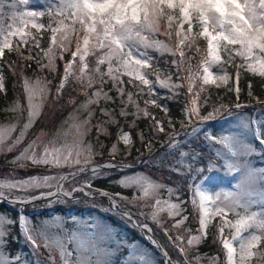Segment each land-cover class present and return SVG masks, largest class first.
<instances>
[{
	"label": "snow or ice",
	"instance_id": "1",
	"mask_svg": "<svg viewBox=\"0 0 264 264\" xmlns=\"http://www.w3.org/2000/svg\"><path fill=\"white\" fill-rule=\"evenodd\" d=\"M18 4L28 5L29 0ZM18 4H8L11 11L5 13L0 0V93L7 94L4 68L15 76L19 67L25 101L17 96L4 109L13 114L14 122L0 124V155L17 153L7 161L11 167L0 179V264H114V255L124 247L128 248L125 264H154L147 252L118 238L110 226L91 216L53 214L33 220V213L44 209L81 203L140 230L159 254L155 264H264V166L257 167L251 160L257 153L264 158V99L253 95L249 80V102L242 103L238 86L240 69H245L260 77L264 88V0H45L43 11L20 10ZM44 17L47 23L41 20ZM33 29L51 34L47 48L41 47L43 37L34 35ZM160 34L174 36L175 46L158 39ZM199 38L206 42L203 56ZM6 50L15 53L20 63L5 60ZM149 50L161 57L170 54L171 61H165L170 67L162 70ZM66 52L70 59L50 101L52 81L24 76V68L31 67L25 62L34 61L38 72L55 73L57 59L63 61ZM225 65L236 69L234 102L225 103L217 96L209 104L207 95L200 101L205 86L220 88L218 80L228 82ZM196 80L200 84L194 92ZM185 83L181 118L173 119L168 105L159 101L179 96ZM66 86L75 93L67 100L72 106L68 117L54 132L43 128L31 132L41 121L45 105L63 99ZM126 86L136 90V99L132 91H125ZM157 88L172 95L162 96ZM113 90L115 96L110 95ZM78 96L83 100L78 101ZM117 100L118 112L101 107V102L116 104ZM149 105L165 114L166 123ZM205 107L209 110L202 114ZM246 108L254 112L243 111ZM97 110L101 119L94 122ZM117 115L134 117L133 124L135 119L148 120L147 139L144 130L136 133L146 152L136 148L140 154L132 160L128 157L136 142L130 131L121 127L110 147L100 139L110 135L108 125H119ZM218 120L226 124L218 131L209 127ZM155 140L163 152L152 146ZM141 165L158 167L179 179L166 185L134 171ZM21 171L30 174L21 176ZM213 171L232 176L234 190L213 192L206 187L207 173ZM98 180L134 193L129 197L98 187ZM161 190H166L167 199H162ZM5 205L15 217L4 210ZM188 205L197 213L195 229L187 224ZM215 217H220V223L213 243L221 245L223 259L199 252ZM157 231L164 242L157 239ZM21 237L32 255L30 262L10 249Z\"/></svg>",
	"mask_w": 264,
	"mask_h": 264
},
{
	"label": "trees",
	"instance_id": "2",
	"mask_svg": "<svg viewBox=\"0 0 264 264\" xmlns=\"http://www.w3.org/2000/svg\"><path fill=\"white\" fill-rule=\"evenodd\" d=\"M41 20L45 23H47V17L41 18ZM165 29L162 27L161 29V33H164ZM34 35L37 36H41L43 37V39L41 40V47L46 48L49 45V37H50V33L47 32L46 30H41L39 33L36 32V30H32ZM195 32V29H194ZM162 37H164L166 40H168L173 47L176 44V39L173 36L171 39H169V37L167 35L162 34ZM14 45L16 43V39H14L13 41ZM197 45L201 48V56L205 55L206 53V42L203 40V38H199L197 41ZM71 47L74 49L75 47V43L73 41V44L71 45ZM24 55H27V49L23 48L22 49ZM34 52H38L39 49H34ZM56 51V50H55ZM153 56L156 57L160 68L163 70L165 68H169L170 65L169 64H165V61H171L172 57L170 54H165L163 57L160 56V54H157L156 52H152ZM188 54V53H186ZM221 55L223 56V53H221ZM70 59V52H66L64 53V60H60L57 59L56 61V72L52 73L49 72L47 69H45L43 72H38L37 71V64L34 61H29V62H25L26 64H31V67H25L24 68V76H27L31 79H35L37 76L40 77H46L47 79L52 81V84L50 85L51 87V94L49 96V100L51 101V97L52 95L55 94V85L59 83V80L62 76L63 73V66L64 63ZM239 59V58H237ZM5 60L8 61H12L15 60L17 61V63L19 64L20 61L17 57V55L15 53H9L6 50V54H5ZM90 65L94 62V58L93 57H89L88 58ZM225 67H227L228 72L230 74V80L227 84L225 85H221L220 88H217L215 85H209V86H205L206 91L201 93L200 96V101L203 100L204 96H210V100H209V104L213 103L216 101V97L217 96H221L223 97V101L225 103H229L230 100L232 102H234V89L237 86V82H236V69L234 66H230V65H225ZM217 68H212L210 70L214 71ZM174 71V69H173ZM202 71V69H201ZM4 75L6 77L5 80V84H6V88H7V94H3L0 93V120L1 121H9L13 118V114L12 113H7L4 111L5 108L8 107V105L16 99L17 96H20L21 98V102L24 103V95H23V88H22V77L20 75V69L19 67H17L16 69V75L13 76L12 72L5 67L4 68ZM127 77H124V80L127 81ZM173 79H175V77H173ZM251 80L253 87H252V91H253V95L256 97H259L260 99H264V88H262L260 86V77H255L253 76L251 73H248L245 69H240V77H239V84L238 86L240 87L241 91H240V98H241V102L242 103H247L248 101V96H247V82ZM200 81L196 80L195 81V86L193 88V91L195 92L197 90V88L199 87ZM108 87H111V85H108ZM231 88L233 89V92H229L228 89ZM107 90V89H106ZM125 91H132L134 94V99H136L135 96V92L136 90L134 88H131V86H126ZM180 95L173 98V99H169V100H160L159 102L162 104H167L168 108L170 109L169 115L173 118V119H180L181 118V109L184 106V102H185V95L184 93H186L187 91V85L185 83V87L180 89ZM157 92L162 95V96H170L172 95V93H170L168 90L166 89H159L157 88ZM70 95H75V93L71 92V87L70 86H66V90H65V95L63 97V99L58 102V103H49L45 105L44 108V112L42 114V118L41 121H39L36 125V127H34L31 132H35L38 128H43L44 131L46 132H54L63 122V120L66 118L67 115H69V113L72 111V106L67 104V100L69 98ZM110 95L115 96V90L110 92ZM78 101L79 100H83V96H78L77 97ZM139 103L141 104V106L143 107V100L140 99ZM199 103V101H198ZM251 103L253 105H255V100H252ZM63 105V106H62ZM109 107V108H115L118 109L120 107L119 105V101L117 100L116 104H112V103H108L107 105H105L103 102H101V107ZM95 107V106H93ZM258 107V106H257ZM149 109L150 111L154 112L158 117H162L165 119V123L167 118L165 117V114L160 111L159 109H156L154 107H152L151 105H149ZM207 110H209L207 107H205L204 109H202V114L204 112H206ZM128 111L131 112L132 108L131 106H129ZM243 111L252 114L254 112L253 108H246ZM96 119H101V117L99 116V111L97 110L96 115L93 118V121L95 122ZM117 119L119 120V125H108V132L110 133V135L105 136V135H101L100 139L104 142V144L108 147L111 146V144L116 140V136L117 133L119 131V129L122 127L125 131H130L132 133L133 136V140L136 142L135 143V147H133L132 149V155L128 157V160H132L134 159L137 155H139L140 153H138L136 151V148H139L141 152H146V148L144 146V144H141L139 142V137L136 135L138 130H144L145 132V136L147 139V134H148V120L144 119V118H140V119H135V123L133 124V120L134 117L132 116H128L126 119L124 117H119L117 115ZM222 123L226 124V122H222V121H213L210 122L209 127H211L213 130L218 131L221 128ZM177 129H179V125H177ZM95 131V130H94ZM33 136L29 135L28 139H32ZM163 138V137H161ZM91 139L93 140V143H95L94 140V132H93V136L91 137ZM155 149H158L160 152H163L164 149L161 148L160 145V141L159 140H155L153 142L152 145ZM197 147L199 146V142L196 145ZM21 147H23V145H21ZM119 148H123V145L120 144L118 145ZM257 147H259V145H257ZM105 153L107 152V147L105 148ZM17 153H10L7 155V157H3L0 160V176H4V174L8 171V169L11 167L7 161L14 155H16ZM157 155H159V153H157ZM99 157L97 158V160L99 161ZM104 159H108L107 155L104 156ZM136 169L142 170L144 171L146 174H148L150 177L157 179L161 182H163L166 185H173V181H176L179 179V177H177L174 173L173 174H169L166 170H162L158 167H145V166H137ZM216 174L220 175L219 172L217 171H213ZM212 172V173H213ZM26 174H30V173H25L24 171L20 172L21 176H24ZM211 173H207V175H209ZM122 175V174H121ZM169 175H171V179H167L166 177H168ZM117 177H112V179H115ZM164 178V179H162ZM98 187H107L110 191L113 192H122L124 195H127L129 197H131L133 195V191H131V189H123L120 188L114 184H109L108 180H98L96 182ZM184 199L188 198V192L187 189L185 188L184 190ZM41 203V202H38ZM99 203L103 206H107V202L106 200H101L99 201ZM188 207V216H189V220L187 222V224H189L193 229H195L196 227H198V220L197 219H193L194 216L197 215V213L192 209V207L190 205L187 206ZM4 210L8 211L13 217H15V212L12 209H9L7 207V205L4 206ZM30 211V210H29ZM132 211H136L135 208L132 209ZM91 212H97L102 218H104V220L108 221L112 226H114L116 228V230L118 231L119 234L124 235L125 238H127L129 241L132 240H136V239H140L141 241H143V243L147 244L150 246V244L143 238V234L141 233L140 230L136 229L135 227L130 226L127 222L125 221H121L119 219L116 218L115 215H109L107 213H105L101 208H92L90 207L88 204H69L67 206H56L53 209H44L42 211H39V214H35L33 213V220H40L41 217H48L50 215L53 214H60L62 216H73L76 214H79L80 216H85V215H90ZM228 219H232V216L230 215L228 217ZM220 223V217H215L211 223L208 225V236L206 238V240L200 245L199 247V252L201 254H206V256H212V255H218L220 257V259L224 258V254L223 251L221 250V245L219 243H213V239L217 233V226ZM227 229L225 230L226 235H227ZM17 232L15 229H13V235H16ZM156 236L157 239L161 240V242H164L165 237H163L162 233L160 232H156ZM10 249L12 252H19L20 254L23 253V249L24 246L22 245V237L16 241H13L10 244ZM154 249V248H153Z\"/></svg>",
	"mask_w": 264,
	"mask_h": 264
},
{
	"label": "rangeland",
	"instance_id": "3",
	"mask_svg": "<svg viewBox=\"0 0 264 264\" xmlns=\"http://www.w3.org/2000/svg\"><path fill=\"white\" fill-rule=\"evenodd\" d=\"M14 2L18 4V0H3L5 13H8V12L11 11V9H9L7 7V5L10 4V3H14ZM44 6H45V0H29V4L28 5H19L18 4V7H19L20 10H23L25 7H27L29 10L43 11L44 10ZM5 22L7 23V21H5ZM58 36H59V34H58ZM157 38L160 39V40L165 41L166 43L171 44L168 40H166L164 37H162V34L158 35ZM14 39H16V38H13V41H14ZM55 50L56 49H54V51ZM152 52H155V51L154 50H149V54L150 55H153ZM156 53L159 54L158 52H156ZM210 71H212V70H210ZM212 72H214V73L217 72V69L212 71ZM229 80H230V78H229ZM229 80H228V82H229ZM217 83H220L221 85H225V83H223V82H221L219 80L217 81ZM67 117H68V115L66 116V118ZM9 122H14V119L12 118L11 120H9L7 122L0 120V124L9 123ZM3 157H4L3 155H0V160ZM251 160L253 161V164L255 166H257V167L264 166V158H262L258 153L254 154L251 157ZM134 171L141 172V173H144L145 175L149 176L148 174H146L142 170L135 169ZM219 174L220 175L212 174L210 176V182L207 183L205 186L208 187L213 192L222 191V190H234V188H232V185L235 183V179L232 176H230V175H225V173L223 171H219ZM2 178H4V176H0V179H2ZM150 178H152V177H150ZM152 179H154V178H152ZM154 180H156L158 182H161V181H159L157 179H154ZM131 191H133V193H134L133 189H131ZM161 197H162V199H167L168 198V194H167L166 190H161ZM51 216L52 215H50L48 217H51ZM73 216H78V217H89V216H91V217L95 218L98 222L110 226L111 230L114 233L118 234V238L125 239L128 243H135L137 245V247L141 251L147 252L148 255L154 259V264H155V261H158L160 259L159 254L156 252L155 249L152 248L151 245L149 246V245L143 243V241H141L140 239L129 241L127 238L124 237V235L119 234L118 231L116 230V228L114 226H112L108 221L104 220V218H102L97 212H91L90 215H85V216H80L79 214H76V215H73ZM48 217H41V219L48 218ZM22 245L24 246V249H23V253L21 255L27 257L28 261L30 262L32 260V255L29 253L28 246L25 245L23 239H22ZM127 253H128V248L127 247H124V248L120 249L113 257L114 264H125V262L123 261V257H125L127 255Z\"/></svg>",
	"mask_w": 264,
	"mask_h": 264
}]
</instances>
